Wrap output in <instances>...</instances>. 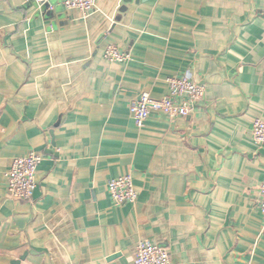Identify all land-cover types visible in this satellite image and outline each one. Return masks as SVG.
I'll return each instance as SVG.
<instances>
[{
	"label": "crops",
	"instance_id": "1",
	"mask_svg": "<svg viewBox=\"0 0 264 264\" xmlns=\"http://www.w3.org/2000/svg\"><path fill=\"white\" fill-rule=\"evenodd\" d=\"M51 4L0 0V264H135L142 240L171 264H264V0ZM187 71L204 99L138 127L131 104ZM30 152L37 187L18 201L7 173ZM128 174L138 198L116 203Z\"/></svg>",
	"mask_w": 264,
	"mask_h": 264
},
{
	"label": "built area",
	"instance_id": "2",
	"mask_svg": "<svg viewBox=\"0 0 264 264\" xmlns=\"http://www.w3.org/2000/svg\"><path fill=\"white\" fill-rule=\"evenodd\" d=\"M39 6L49 4L51 0H36ZM66 9L78 10L83 14L95 10L96 0H61ZM104 56L109 61L123 62L130 58V53L121 51L115 45L105 48ZM169 93L162 98H154L143 92L130 106V112L138 127H143L153 112L162 113L170 118L188 115L201 102L206 94V86L197 82L191 71L179 77L168 79ZM254 140L264 144V119L257 118L253 124ZM43 157L36 152L15 157L7 173V185L10 196L18 201H32L37 187V171ZM112 199L116 203L135 202L138 191L135 189L130 174L113 178L108 183ZM257 205L264 216V183L259 188ZM135 264H171L168 247L142 240L137 245Z\"/></svg>",
	"mask_w": 264,
	"mask_h": 264
},
{
	"label": "water",
	"instance_id": "3",
	"mask_svg": "<svg viewBox=\"0 0 264 264\" xmlns=\"http://www.w3.org/2000/svg\"><path fill=\"white\" fill-rule=\"evenodd\" d=\"M21 260H14L12 264H20Z\"/></svg>",
	"mask_w": 264,
	"mask_h": 264
}]
</instances>
